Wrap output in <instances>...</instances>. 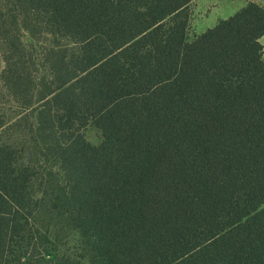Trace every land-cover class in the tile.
Listing matches in <instances>:
<instances>
[{
	"label": "trees",
	"instance_id": "16d2710c",
	"mask_svg": "<svg viewBox=\"0 0 264 264\" xmlns=\"http://www.w3.org/2000/svg\"><path fill=\"white\" fill-rule=\"evenodd\" d=\"M191 1L0 0V264H264V8Z\"/></svg>",
	"mask_w": 264,
	"mask_h": 264
},
{
	"label": "rangeland",
	"instance_id": "374dc122",
	"mask_svg": "<svg viewBox=\"0 0 264 264\" xmlns=\"http://www.w3.org/2000/svg\"><path fill=\"white\" fill-rule=\"evenodd\" d=\"M257 1L262 7H264V0H254ZM215 0H193L189 3L186 13L188 15V29H187V40L192 41L197 35L195 33L198 30V25L208 18V13L214 7ZM203 21L202 24H204ZM23 42L31 46L30 48L33 50L34 61L37 67L42 72V66L44 64L42 56L38 54V43L36 40H32L28 35L23 36ZM262 42V51L264 50V37L261 39ZM3 63L0 59V74L3 69ZM36 67V68H37ZM42 74V73H41ZM13 103L4 95V92L1 88L0 81V112L4 109V111H12L15 110ZM81 133L83 134L85 140L95 146H98L102 142L101 131L91 122L87 123L82 129ZM61 244H63V248L65 251L72 256L78 254L80 251L78 250V236L77 234L70 232L66 235V237L62 238Z\"/></svg>",
	"mask_w": 264,
	"mask_h": 264
},
{
	"label": "crops",
	"instance_id": "0c3cea01",
	"mask_svg": "<svg viewBox=\"0 0 264 264\" xmlns=\"http://www.w3.org/2000/svg\"><path fill=\"white\" fill-rule=\"evenodd\" d=\"M193 1V0H192ZM216 4L210 12L208 13V18H206L198 25V30L195 31L196 35H200L205 32L207 29L214 27L220 20L228 19L233 16L237 11L243 8L248 2H254L260 5L257 1L254 0H215ZM262 6V5H260ZM264 8V7H263ZM259 39L260 44L262 45L261 39ZM263 49V47H262ZM262 59L264 61V50L262 51Z\"/></svg>",
	"mask_w": 264,
	"mask_h": 264
}]
</instances>
